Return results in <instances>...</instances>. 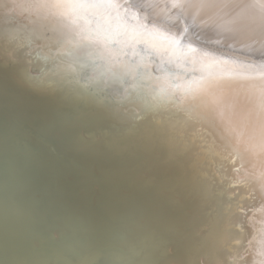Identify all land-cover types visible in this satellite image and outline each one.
Masks as SVG:
<instances>
[{"label":"water","instance_id":"obj_1","mask_svg":"<svg viewBox=\"0 0 264 264\" xmlns=\"http://www.w3.org/2000/svg\"><path fill=\"white\" fill-rule=\"evenodd\" d=\"M61 2L0 0V264H264V53Z\"/></svg>","mask_w":264,"mask_h":264},{"label":"bare ground","instance_id":"obj_2","mask_svg":"<svg viewBox=\"0 0 264 264\" xmlns=\"http://www.w3.org/2000/svg\"><path fill=\"white\" fill-rule=\"evenodd\" d=\"M105 1L111 8L116 5L114 0ZM133 2L145 8L151 20L158 22L164 20L167 22L166 25L170 26H176L181 19L179 14H182L192 25L191 32L199 40L218 42L241 49L244 53L251 52L256 55L264 53V0H133ZM74 10L83 13L82 9ZM125 32L128 38L137 35L129 28ZM137 36L149 38L144 34Z\"/></svg>","mask_w":264,"mask_h":264},{"label":"snow or ice","instance_id":"obj_3","mask_svg":"<svg viewBox=\"0 0 264 264\" xmlns=\"http://www.w3.org/2000/svg\"><path fill=\"white\" fill-rule=\"evenodd\" d=\"M47 7V5H45ZM56 8H70V9H88V8H95L99 7L98 4L93 3H85L84 0H63L61 3H57L54 5ZM84 41H87L89 44L95 43L94 40L90 39L89 37H84L82 39H78L76 43H83ZM175 43H178V41H174ZM110 41H105L104 44H109ZM40 75V80H32V86L35 88H38L43 91H49V89L43 88L42 84L44 82V74H38ZM29 79H31V76H29ZM145 147H148V145H145ZM169 158L176 162L177 168L179 169L181 166V162L179 161L178 157L175 153H169Z\"/></svg>","mask_w":264,"mask_h":264}]
</instances>
